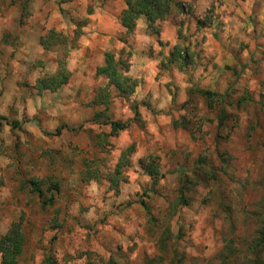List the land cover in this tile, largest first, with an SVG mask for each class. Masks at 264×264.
Segmentation results:
<instances>
[{
    "label": "clouds",
    "instance_id": "obj_1",
    "mask_svg": "<svg viewBox=\"0 0 264 264\" xmlns=\"http://www.w3.org/2000/svg\"><path fill=\"white\" fill-rule=\"evenodd\" d=\"M257 3L254 19L264 29V0H157L150 14L140 0H0V232H14L25 212L39 213L43 199L48 214L59 211L69 228L82 207L93 223L114 213L98 226L101 242L115 237L157 251L168 232L169 246L187 254L185 264H222L215 254L226 248L235 250V264H252L248 241L264 228V92L250 72L234 80L223 71L226 53L213 37L219 32L225 48L231 44L246 58L232 41H250L247 21ZM114 79L127 90L121 93ZM225 81L239 90L228 103L246 92L245 106L217 136L214 100ZM114 122L125 127L119 139L105 138L106 151L91 158L87 149L77 151ZM118 164L113 187L106 177ZM211 169L217 180L209 179ZM185 173L195 181L185 179L186 204L176 191ZM142 199L158 224L149 236V217L137 209ZM121 204L123 210L112 208ZM53 234L38 226L32 251L14 255L17 264H34L36 242ZM83 235L79 228L65 235L64 249L72 252L73 240L79 247ZM8 254L0 251V264Z\"/></svg>",
    "mask_w": 264,
    "mask_h": 264
},
{
    "label": "rangeland",
    "instance_id": "obj_2",
    "mask_svg": "<svg viewBox=\"0 0 264 264\" xmlns=\"http://www.w3.org/2000/svg\"><path fill=\"white\" fill-rule=\"evenodd\" d=\"M12 5L17 3V0H10ZM260 5L257 3L252 9V16L248 18L247 24L251 26L252 33L251 39L248 42L244 41H232L233 44H237L240 51L247 52L248 55L243 60L241 57L236 55V52L232 50L231 44L228 48L224 47V44L221 42V36L219 32L215 34L213 37L217 42H219L220 48L223 50L225 55H221V61L223 64V71L225 73H231L234 80H238L243 72H250L251 77L257 79L259 84V90L264 92V29H260L257 27L255 16L257 10ZM228 15H235V13H230ZM243 21V18H241ZM58 26V21L56 19L53 20V31L55 32L56 27ZM78 30V26H77ZM64 29H61V33ZM205 41L209 40L208 36H205ZM231 39V38H230ZM215 46H213L214 48ZM215 59V57H213ZM194 62H199V57L195 58ZM216 67H220L217 65ZM223 79V77H221ZM227 87L223 92L218 91V95L214 100V103L219 106V111L216 115V126H217V136L220 134V129H223L225 125L236 117V113L241 110L242 107L245 106L246 92L241 95L239 100L235 104L228 103L229 99L239 90L234 89L232 85V81H225ZM219 81L217 82V88L219 89ZM171 94V91L170 93ZM253 102L248 100V106H251ZM227 104L228 107L233 108L232 112L227 111L223 105ZM102 113L94 114V118L96 115ZM100 116V117H101ZM100 119V118H98ZM223 122V123H222ZM212 123V121H209ZM261 117L259 113L256 117L255 128L260 127ZM255 128H252L251 131H255ZM60 131V133H59ZM95 132V130H92ZM261 131L264 132V128H261ZM122 131L118 133H114L112 128L109 132L96 134L95 138L91 135L87 139V144L80 143L77 146V151H84L87 149L88 157L91 158L93 156H98L99 153L106 151L105 148V138L109 136H113L116 138H120V134ZM57 133L62 135V131L57 129ZM115 150V146H113ZM135 149V145L131 146V150ZM216 159H220L219 153V145H217V155ZM142 161V160H141ZM140 161V163H141ZM87 166V165H86ZM120 167L121 164L117 165L116 171L106 177L108 183L115 187L114 185H118L120 178ZM203 170V169H201ZM119 174L117 175V173ZM88 175H92L91 172ZM117 175V176H116ZM192 177H196V172L193 170ZM192 177H187L182 175L177 182V194L180 198V202L186 204L187 201L184 202L181 199V191L185 192L184 184L185 179L188 180L189 183L195 182ZM208 177L210 180H217V174L214 169H211L208 172ZM199 178L196 177V180ZM52 189H49L51 191ZM143 192V190H142ZM142 192L136 193L138 197L142 195ZM154 195H159L158 193H153ZM119 195V192H117ZM144 196H147V193H143ZM127 203L128 208L132 207L131 198ZM47 201L41 199L40 203V212L39 213H28L25 212L21 216V222L18 226L24 234V247L23 253L31 252L33 240L32 236L38 226H46L47 229L54 233L49 236L47 239V243L44 241L36 242V254L31 257L34 264H49V261L54 262V264H79V262L83 261L84 264H185L187 259V254L181 252L178 247H170L169 246V234L165 232L161 235L159 243L157 245V251H153L149 249L147 246L141 248L140 244H128L118 242L115 237L111 239H106L104 242L96 239L100 235L98 230L99 227H104L109 224L111 216L114 214L109 212L105 214L102 219H97L95 223L86 221L84 218V213H86L89 209L87 207H82L80 209V215L74 216L72 218V224L74 227L69 228L67 224V220H62L60 212L49 215L47 212L48 208ZM113 209L123 210L124 205L121 204L119 206L113 205ZM137 209H143L145 215L149 217V224L151 227L145 232V236H149L151 233L158 230V224L155 214L147 207V202L145 200H140L137 205ZM42 213V214H41ZM79 228L84 235L80 237V246L76 247V241H71L68 246L73 249L72 252L64 249V244L66 241L63 239L65 235L72 236L73 232ZM113 232H116L118 236L124 237V231L122 229H117L115 227L112 228ZM182 232V229H181ZM264 228H257L255 232L252 234L251 239L248 241V245L252 252V264H256L255 257L260 255L264 257ZM6 234L0 232V241ZM179 238H183L180 233L177 234ZM203 235V233H202ZM128 241L131 242V237H127ZM209 240L214 239V233L208 236ZM260 242H262L260 244ZM207 247V245H205ZM60 249L63 253L62 258H57V249ZM73 252L75 254H73ZM135 254L136 259L132 260L131 256ZM216 256L222 258V264H235V250L231 248H226L222 250L220 253H216ZM85 258H87L85 260Z\"/></svg>",
    "mask_w": 264,
    "mask_h": 264
},
{
    "label": "trees",
    "instance_id": "obj_3",
    "mask_svg": "<svg viewBox=\"0 0 264 264\" xmlns=\"http://www.w3.org/2000/svg\"><path fill=\"white\" fill-rule=\"evenodd\" d=\"M140 7L145 13L150 14L152 11L156 10L157 0H140ZM176 55L178 56L179 52H177ZM113 82L117 84V87L118 89L121 90V93H123L124 90H127V82H125L123 85H121L119 80L114 79ZM100 116L101 114L96 115L95 119L99 120L98 118H100ZM124 127L125 126L122 123L114 122L112 125V130L114 133H118L120 131H123ZM143 163L144 161L142 160L141 164ZM118 174L119 172L117 173V175ZM114 186L117 187L118 185H114ZM36 190L39 191V188H37ZM181 193L183 194V190L181 191ZM181 199L184 202L183 195H181ZM263 238H264V234H263ZM261 243L262 242H260V244ZM9 245L12 246V250L9 249L8 247ZM23 247H24V234L22 233L19 227H15L14 232L6 234L0 241V251H6L9 253L5 257V264H17L16 260L14 259V255H21L23 252ZM49 264H54V262L49 261Z\"/></svg>",
    "mask_w": 264,
    "mask_h": 264
}]
</instances>
